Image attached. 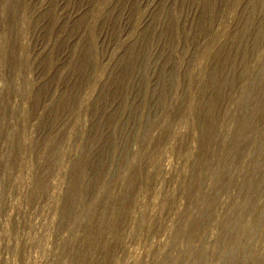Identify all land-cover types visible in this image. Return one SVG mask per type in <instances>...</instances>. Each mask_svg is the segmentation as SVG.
<instances>
[{"label":"rangeland","instance_id":"374dc122","mask_svg":"<svg viewBox=\"0 0 264 264\" xmlns=\"http://www.w3.org/2000/svg\"><path fill=\"white\" fill-rule=\"evenodd\" d=\"M0 264H264V0H0Z\"/></svg>","mask_w":264,"mask_h":264}]
</instances>
